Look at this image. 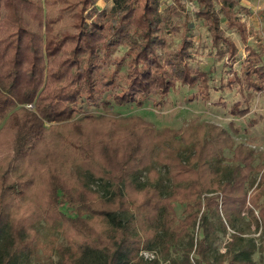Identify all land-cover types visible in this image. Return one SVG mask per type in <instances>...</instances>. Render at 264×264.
Instances as JSON below:
<instances>
[{
    "label": "trees",
    "instance_id": "obj_1",
    "mask_svg": "<svg viewBox=\"0 0 264 264\" xmlns=\"http://www.w3.org/2000/svg\"><path fill=\"white\" fill-rule=\"evenodd\" d=\"M98 1L0 0V264L30 263L41 238L51 241L50 264H255L264 151L256 160L208 122L158 133L110 108L75 115L78 101L114 88L119 106L165 96L176 83L208 94L210 76L190 66L199 50L193 22L205 25L226 85L249 103L264 90V51L248 45L240 0H108V9ZM225 29L246 52L239 73ZM119 48L107 77L105 59ZM249 110L234 104L231 113ZM220 234L222 253L213 246Z\"/></svg>",
    "mask_w": 264,
    "mask_h": 264
},
{
    "label": "rangeland",
    "instance_id": "obj_2",
    "mask_svg": "<svg viewBox=\"0 0 264 264\" xmlns=\"http://www.w3.org/2000/svg\"><path fill=\"white\" fill-rule=\"evenodd\" d=\"M96 5L99 9H108L111 6V2L99 0ZM187 6L189 9L192 7L189 3ZM234 11H237L238 16L252 34L248 40V45L258 47L264 51V0H240ZM220 17L223 21V16L220 15ZM184 19L185 15L183 13L177 14L178 21L183 22ZM192 28L193 40H195L199 50L197 52L193 51L195 58L190 62V66L194 69L206 71L210 76L208 94L203 93L202 88L198 85L188 87L176 83L165 96L150 94L148 97L136 98L133 102L119 106L112 100V94L118 91L114 88L113 91H99L93 102L86 99H84V103L78 101L75 107L77 110L75 115L78 117L82 115L106 114L107 109L110 108L112 113L123 117L134 115L141 117L146 122L154 125L158 133L164 129L178 130L191 122L196 124L208 122L228 130L235 142V146L243 143L253 151L257 160L259 153L264 151V90L260 93H255L253 99L249 103H245V99H243L236 85H233V87L226 85L228 74L222 68V60L219 61L214 54H209V36L205 25L201 22H193ZM225 31L238 47L239 53L237 56L239 61L234 63V69L239 73L240 65L245 59L246 52L238 34L229 29H225ZM172 42L177 44L179 38H173ZM124 51L123 48L115 49L110 59H105L108 68L107 77H110L114 69L112 62L119 60ZM121 69L123 72L124 68ZM82 98H86V96ZM234 104H239L241 110L247 106L250 110L243 116L232 115L231 110ZM230 156L231 153L227 151L225 158L228 159ZM156 169L163 178L164 186L168 187L169 182L164 176V170L160 167H156ZM175 209L177 215L180 216L182 207L176 206ZM62 210L71 213L67 207H63ZM244 218L243 225L248 222L246 215H244ZM42 234L45 235L44 230H42ZM251 235L256 238L257 244L260 245L259 232L254 231L253 227L251 228ZM62 241V237L59 236L58 242ZM226 241L227 235L220 234L219 239L213 245L215 252H224ZM50 245L51 241L41 238L37 244V256L32 258L30 263L23 262L21 264H50V261L55 262V257L49 258L46 256ZM175 256L180 255L175 254ZM253 260L255 264H264V248L253 255Z\"/></svg>",
    "mask_w": 264,
    "mask_h": 264
},
{
    "label": "built area",
    "instance_id": "obj_3",
    "mask_svg": "<svg viewBox=\"0 0 264 264\" xmlns=\"http://www.w3.org/2000/svg\"><path fill=\"white\" fill-rule=\"evenodd\" d=\"M142 255L145 256V258H152L153 255L149 254V253H142Z\"/></svg>",
    "mask_w": 264,
    "mask_h": 264
}]
</instances>
